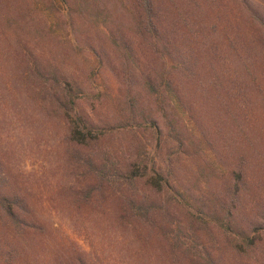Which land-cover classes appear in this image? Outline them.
<instances>
[{
	"label": "rangeland",
	"instance_id": "1",
	"mask_svg": "<svg viewBox=\"0 0 264 264\" xmlns=\"http://www.w3.org/2000/svg\"><path fill=\"white\" fill-rule=\"evenodd\" d=\"M0 264H264V0H0Z\"/></svg>",
	"mask_w": 264,
	"mask_h": 264
},
{
	"label": "trees",
	"instance_id": "2",
	"mask_svg": "<svg viewBox=\"0 0 264 264\" xmlns=\"http://www.w3.org/2000/svg\"><path fill=\"white\" fill-rule=\"evenodd\" d=\"M148 0H145V2H147ZM76 134V132L74 133V135ZM86 136H85V134H83V133H81L80 134V136H78L76 139H78V138H80V139H78L79 141H82V140H84V138H85ZM155 178V177H154ZM153 178V179H154ZM157 183L156 184H160L156 179H154ZM159 186V185H158Z\"/></svg>",
	"mask_w": 264,
	"mask_h": 264
}]
</instances>
